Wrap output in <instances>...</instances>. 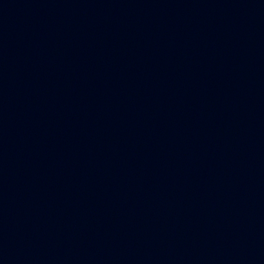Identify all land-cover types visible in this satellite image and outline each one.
Instances as JSON below:
<instances>
[{
	"label": "water",
	"instance_id": "95a60500",
	"mask_svg": "<svg viewBox=\"0 0 264 264\" xmlns=\"http://www.w3.org/2000/svg\"><path fill=\"white\" fill-rule=\"evenodd\" d=\"M0 264H264V0H0Z\"/></svg>",
	"mask_w": 264,
	"mask_h": 264
}]
</instances>
